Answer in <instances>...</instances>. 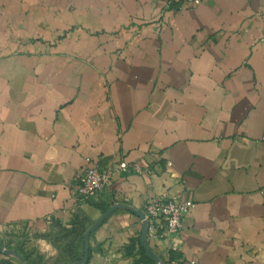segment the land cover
Returning <instances> with one entry per match:
<instances>
[{"label": "crops", "instance_id": "1", "mask_svg": "<svg viewBox=\"0 0 264 264\" xmlns=\"http://www.w3.org/2000/svg\"><path fill=\"white\" fill-rule=\"evenodd\" d=\"M121 162L152 173L76 200L87 169ZM173 196L193 207L176 238L147 236L163 263L264 264V0H0V229L83 256L111 206ZM142 230L114 212L88 264H135Z\"/></svg>", "mask_w": 264, "mask_h": 264}, {"label": "built area", "instance_id": "2", "mask_svg": "<svg viewBox=\"0 0 264 264\" xmlns=\"http://www.w3.org/2000/svg\"><path fill=\"white\" fill-rule=\"evenodd\" d=\"M167 10L182 11L199 6L203 0H163ZM171 168L172 165L168 164ZM151 174L150 170L139 164L121 162L107 168H89L79 178L76 189V200L81 204L98 203L104 198L116 174L124 173ZM193 207L189 200L182 201L173 196L169 199L153 198L143 210L148 222L147 236L160 241L176 238L183 229V220Z\"/></svg>", "mask_w": 264, "mask_h": 264}, {"label": "rangeland", "instance_id": "3", "mask_svg": "<svg viewBox=\"0 0 264 264\" xmlns=\"http://www.w3.org/2000/svg\"><path fill=\"white\" fill-rule=\"evenodd\" d=\"M39 239L50 242L58 250L55 258H47L40 253L36 243ZM0 247L22 252L28 257L29 264H71V253L78 250L73 238L68 235L55 232L34 235L16 228L0 229Z\"/></svg>", "mask_w": 264, "mask_h": 264}, {"label": "water", "instance_id": "4", "mask_svg": "<svg viewBox=\"0 0 264 264\" xmlns=\"http://www.w3.org/2000/svg\"><path fill=\"white\" fill-rule=\"evenodd\" d=\"M118 210H126L129 212H132L134 214H136L137 216H139L142 220H143V230H142V234H141V245L142 248L145 252V255L147 256V258L149 260H151V262H153L154 264H164L162 259L157 256L154 251L149 247L148 243H147V233H148V222L145 219V215L143 213V211L141 210H135L134 208H131L127 205L124 204H116L111 206L104 214L103 216L97 221L95 222L84 234V249H83V256L82 259L80 260V262H78L77 264H88L89 261V238L92 235V233H94L114 212L118 211ZM0 254L6 257H12L14 259H16L20 264H27V262L25 261V259L15 250H7L4 248L0 247Z\"/></svg>", "mask_w": 264, "mask_h": 264}, {"label": "trees", "instance_id": "5", "mask_svg": "<svg viewBox=\"0 0 264 264\" xmlns=\"http://www.w3.org/2000/svg\"><path fill=\"white\" fill-rule=\"evenodd\" d=\"M74 230H75V228L72 230L73 231L72 233L75 232ZM18 253L25 259V261L27 262V264H29L28 257L26 255H24L20 251ZM71 254H72L71 264H77L82 259V253L78 252L77 249L73 253H71ZM173 258H174V253L173 252H169V259L167 261H165L164 263L165 264H172ZM135 264H153V263L151 262V260H149L147 258V256L143 252V250H141V258H140V260H137L135 262Z\"/></svg>", "mask_w": 264, "mask_h": 264}, {"label": "clouds", "instance_id": "6", "mask_svg": "<svg viewBox=\"0 0 264 264\" xmlns=\"http://www.w3.org/2000/svg\"><path fill=\"white\" fill-rule=\"evenodd\" d=\"M36 243L39 245L38 250L42 255H45L47 258H55L57 256L58 250L50 242L39 239Z\"/></svg>", "mask_w": 264, "mask_h": 264}]
</instances>
